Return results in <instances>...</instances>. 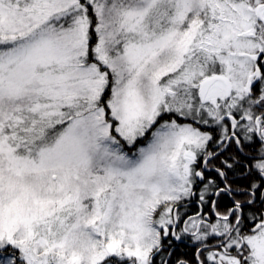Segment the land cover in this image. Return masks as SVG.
I'll use <instances>...</instances> for the list:
<instances>
[{"label": "snow or ice", "instance_id": "snow-or-ice-1", "mask_svg": "<svg viewBox=\"0 0 264 264\" xmlns=\"http://www.w3.org/2000/svg\"><path fill=\"white\" fill-rule=\"evenodd\" d=\"M0 264H264V0H0Z\"/></svg>", "mask_w": 264, "mask_h": 264}]
</instances>
